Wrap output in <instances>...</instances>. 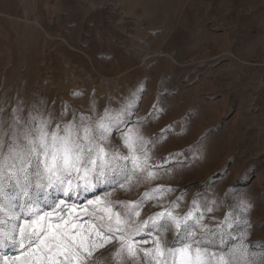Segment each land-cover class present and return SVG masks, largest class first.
<instances>
[{
    "label": "rangeland",
    "instance_id": "obj_1",
    "mask_svg": "<svg viewBox=\"0 0 264 264\" xmlns=\"http://www.w3.org/2000/svg\"><path fill=\"white\" fill-rule=\"evenodd\" d=\"M18 98L56 113L66 103L68 120L131 114L130 140L149 167L101 194L112 211L146 197L134 223L170 212L183 224L192 212L211 264L241 237L246 255L230 264H264V0H0V116ZM176 234L161 230L166 250ZM115 253L96 247L86 262L153 264L142 251Z\"/></svg>",
    "mask_w": 264,
    "mask_h": 264
},
{
    "label": "snow or ice",
    "instance_id": "obj_2",
    "mask_svg": "<svg viewBox=\"0 0 264 264\" xmlns=\"http://www.w3.org/2000/svg\"><path fill=\"white\" fill-rule=\"evenodd\" d=\"M46 105L45 100L27 103L18 98L16 107L0 116V264H87L92 249L107 244L116 249L117 258L142 251L153 264H211L206 250L213 245L206 243L207 236L197 238L195 221L189 222L192 212L183 224L170 212L154 213L137 224L134 219L140 217L146 197L132 206L121 202L122 215L103 199L102 193L122 187L130 174L149 167L147 153L137 157L130 140L131 114L121 109L123 115L114 116L116 110L106 108L95 115L73 112L68 120L70 105L62 104L59 113ZM116 136L122 144H111ZM9 168L13 171L5 174ZM54 192L61 198L52 200ZM241 206L246 209L247 202L241 200ZM69 214L86 226L70 224L65 218ZM168 226L177 234L166 250L159 235ZM242 240H230L235 245L231 249L215 245L226 253L220 264L246 255ZM150 242L151 248L142 247ZM260 248L264 250V244Z\"/></svg>",
    "mask_w": 264,
    "mask_h": 264
}]
</instances>
